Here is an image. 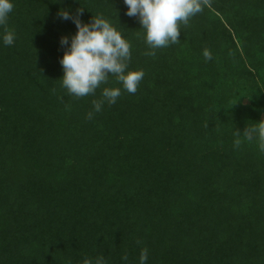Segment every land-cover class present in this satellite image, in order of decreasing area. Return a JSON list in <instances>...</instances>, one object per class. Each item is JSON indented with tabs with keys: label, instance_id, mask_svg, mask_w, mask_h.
<instances>
[{
	"label": "trees",
	"instance_id": "trees-1",
	"mask_svg": "<svg viewBox=\"0 0 264 264\" xmlns=\"http://www.w3.org/2000/svg\"><path fill=\"white\" fill-rule=\"evenodd\" d=\"M13 2L0 26V264H139L144 248L147 264H264V152L236 135L264 121V0H204L155 56L123 0ZM69 6L109 19L145 74L91 120L100 89L61 86Z\"/></svg>",
	"mask_w": 264,
	"mask_h": 264
},
{
	"label": "clouds",
	"instance_id": "clouds-1",
	"mask_svg": "<svg viewBox=\"0 0 264 264\" xmlns=\"http://www.w3.org/2000/svg\"><path fill=\"white\" fill-rule=\"evenodd\" d=\"M127 6L126 15L137 17L144 30L147 45L146 55L155 56L156 50L169 47L179 41L180 25L187 26L191 18L204 10V0H123ZM13 0H0V26H5L10 13L13 12ZM81 9L73 14L71 7L61 8L58 15L62 20H71L77 31L60 37V45L65 51L59 60L63 69L61 86L66 93L76 98L95 96L100 89V99L93 100L92 110L86 118L91 120L103 110L105 103L115 104L122 94V89L135 94L144 78L142 69H131V44L126 35L118 30L109 19L94 16L89 22L80 19ZM16 39L14 31L5 28L2 43L13 45ZM203 57L212 60L209 49H204ZM110 77L122 86H108ZM238 137L258 140V147L264 152V121L247 127L243 133L236 130ZM240 141L237 140V146ZM127 264L128 257H121ZM148 250H141L139 264H147ZM84 264H107L103 256L86 258Z\"/></svg>",
	"mask_w": 264,
	"mask_h": 264
}]
</instances>
